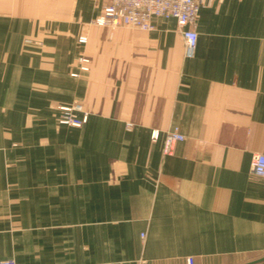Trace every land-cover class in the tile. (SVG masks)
Listing matches in <instances>:
<instances>
[{"label":"crops","instance_id":"crops-1","mask_svg":"<svg viewBox=\"0 0 264 264\" xmlns=\"http://www.w3.org/2000/svg\"><path fill=\"white\" fill-rule=\"evenodd\" d=\"M109 1L0 0V260L264 264V0H204L193 59L175 19L92 24ZM20 83L88 122L20 126Z\"/></svg>","mask_w":264,"mask_h":264},{"label":"built area","instance_id":"built-area-1","mask_svg":"<svg viewBox=\"0 0 264 264\" xmlns=\"http://www.w3.org/2000/svg\"><path fill=\"white\" fill-rule=\"evenodd\" d=\"M204 0H110L104 6L102 14L92 20V24L99 26H130L144 31L154 29L153 19H175L185 43L186 58L193 59L198 46L199 33L197 31L198 16ZM82 43L86 37L80 39ZM89 59L80 58V68L89 70ZM58 122L62 125L82 127L88 122L89 113L83 106L75 102L70 105L59 106ZM153 140H157L159 132H154ZM185 136L178 130H170L164 139V155H172L179 142ZM251 171L255 175L264 177V154H255L251 161ZM0 264H16L13 260H0ZM188 264H195L193 258H188Z\"/></svg>","mask_w":264,"mask_h":264},{"label":"rangeland","instance_id":"rangeland-1","mask_svg":"<svg viewBox=\"0 0 264 264\" xmlns=\"http://www.w3.org/2000/svg\"><path fill=\"white\" fill-rule=\"evenodd\" d=\"M24 44L32 43L33 40L31 39H24ZM35 94V105L28 104L27 100V90H28V84L26 83H20L19 84V113H20V126L21 124H26L30 122H41L43 120H47L50 122L58 123L59 119V106L63 105H52L49 107L44 106V103L42 101V97L44 94L48 92V86L46 84L37 83L33 86ZM26 133L25 130H20V140L26 139V136L24 134ZM23 142L21 141L19 146L22 147ZM5 260V259H4Z\"/></svg>","mask_w":264,"mask_h":264},{"label":"water","instance_id":"water-1","mask_svg":"<svg viewBox=\"0 0 264 264\" xmlns=\"http://www.w3.org/2000/svg\"><path fill=\"white\" fill-rule=\"evenodd\" d=\"M264 259V258H263Z\"/></svg>","mask_w":264,"mask_h":264}]
</instances>
